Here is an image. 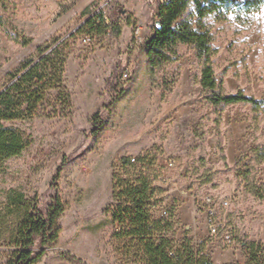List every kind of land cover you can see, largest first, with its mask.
I'll return each mask as SVG.
<instances>
[{
	"label": "rangeland",
	"instance_id": "1",
	"mask_svg": "<svg viewBox=\"0 0 264 264\" xmlns=\"http://www.w3.org/2000/svg\"><path fill=\"white\" fill-rule=\"evenodd\" d=\"M157 4L158 0H0V91L6 75L36 56L39 45L56 39H68L69 45L64 84L71 96L70 109L63 112L57 105V114L50 117L4 122L23 134L27 147L0 170V208L6 207L10 191L23 193L28 205L36 200L42 207L57 192L66 206L59 239L35 264H72L63 255L66 252L87 264H125L113 239L116 224L106 209L112 204L114 166L122 158L144 155L159 174L157 184L165 189L163 204L154 215L163 217L174 209L176 243L187 233L194 248L206 243L210 259L223 264H248L242 244L246 240L264 245V201L254 199L244 183L237 187L249 165L250 150L264 143V111L258 126L250 105L224 108L226 166L212 122L213 107L198 84L193 48L182 46L177 62L154 77L150 73L142 45ZM96 14L117 17L121 34L112 35L110 29L97 34L85 27ZM212 27L219 49L214 66L225 89L232 93L241 89L262 99L264 38L227 22ZM22 37L32 42L24 46L15 40ZM110 79L117 85L115 92L112 84L107 85ZM201 121L208 132L207 167L194 151ZM206 168L212 169L211 182L203 184ZM257 182L264 187V163ZM223 199L229 203L222 204ZM208 201L223 223L217 234L209 230ZM23 215L15 211L1 227L0 264H9L12 235ZM234 225V240L226 239Z\"/></svg>",
	"mask_w": 264,
	"mask_h": 264
},
{
	"label": "trees",
	"instance_id": "2",
	"mask_svg": "<svg viewBox=\"0 0 264 264\" xmlns=\"http://www.w3.org/2000/svg\"><path fill=\"white\" fill-rule=\"evenodd\" d=\"M227 3V0H212L205 7L196 0L195 13L189 11V0H158L157 8L151 22V32L145 38L142 48L146 51L148 68L152 76H156L170 64L180 59V48L191 46L199 65L198 84L204 99L213 107L215 119L212 121L219 136V152L221 161L227 166V155L224 147L222 130L223 110L234 105H250L254 119L260 124V113L264 111V97L258 99L239 89L229 92L224 82L217 77L214 57L219 49L215 46V35L212 25L204 23V17L211 11H216V22L233 21L227 18L226 11L217 8V3ZM238 4L232 11L246 10L258 6L260 0H231ZM117 17L112 15H94L89 18L85 27L97 34L110 29L112 35H120L121 29ZM196 20L190 25V20ZM235 23L243 24L237 15ZM195 27L197 31H193ZM73 36V35H72ZM27 46L31 38L15 39ZM68 39H56L51 43L39 45L36 56L27 57L20 66L6 75L4 90L0 92V170L11 158L20 155L27 147L23 134L12 127L4 125L7 121L30 120L40 116L57 114V105L63 112L71 107V96L64 84V70L68 58ZM1 67V66H0ZM112 79L107 82L111 85ZM113 91L117 85L112 84ZM98 117V115L96 116ZM94 125L96 123H93ZM99 130L95 127V133ZM259 129L255 128L257 132ZM197 144L194 151L199 154L202 167H207L208 132L201 121L196 131ZM247 169L241 173L237 187L245 184L249 194L256 200L264 201V187L257 182L259 167L264 163V143L252 148ZM133 158V157H132ZM132 158H122L114 166L112 175V204L106 212L111 213L112 222L116 224L113 239L118 242L119 250L125 264H213L205 251V244L196 249L188 234L176 243L172 231L174 225V209L167 210L163 217H156L154 210L163 204L165 189L157 184L159 174L152 168L148 155ZM242 158L236 161L239 165ZM62 162L54 175L53 186L58 181L64 166ZM206 178L203 184L211 182L212 169L206 168ZM66 210L65 203L56 192L51 203L46 207L33 200L28 205L23 193L10 191L7 195V205L0 208L1 227L6 217L15 211L23 213V219L12 235L14 250L9 264H35L60 237L59 221ZM223 229V223L220 231ZM219 231V232H220ZM231 240H234L236 227L230 230ZM232 234V235H231ZM243 247L249 256L248 264H264V245L255 241H244ZM66 260L72 264H87L82 259L63 253Z\"/></svg>",
	"mask_w": 264,
	"mask_h": 264
},
{
	"label": "clouds",
	"instance_id": "3",
	"mask_svg": "<svg viewBox=\"0 0 264 264\" xmlns=\"http://www.w3.org/2000/svg\"><path fill=\"white\" fill-rule=\"evenodd\" d=\"M200 3L205 7H209L212 3V0H200ZM240 3H243V0H240ZM217 8L226 11L227 18L230 21H233V27L239 28L242 31H250L256 35L264 38V0H260L258 6L246 8V10H241L239 12L232 11L231 9H235L238 7V4L232 3L231 0H227V3H217ZM196 9V0H189V11L195 13ZM239 15L244 21L243 24L235 23L236 16ZM190 25H195L196 20H190ZM204 23L207 25L214 26L216 24V11L213 10L209 12L204 17ZM193 31H197L195 27L192 28ZM247 39V37H245Z\"/></svg>",
	"mask_w": 264,
	"mask_h": 264
},
{
	"label": "built area",
	"instance_id": "4",
	"mask_svg": "<svg viewBox=\"0 0 264 264\" xmlns=\"http://www.w3.org/2000/svg\"><path fill=\"white\" fill-rule=\"evenodd\" d=\"M125 76H127V74ZM131 161L135 162L136 161L135 157H133L131 159ZM172 165L173 164H170V166H172ZM208 202H209V205H208V209H207V215H208V222H209V230L212 234H217L220 231V228L222 226V222L218 217V210L216 209V207H213L211 205L210 201H208ZM228 203L229 202L227 200H224V199L222 200V204L227 205ZM230 232H231L230 230H228L226 232V234H225L226 239L231 238Z\"/></svg>",
	"mask_w": 264,
	"mask_h": 264
},
{
	"label": "crops",
	"instance_id": "5",
	"mask_svg": "<svg viewBox=\"0 0 264 264\" xmlns=\"http://www.w3.org/2000/svg\"><path fill=\"white\" fill-rule=\"evenodd\" d=\"M188 226L190 227L191 225H188ZM208 249H209V247H207L206 253H208L209 255L212 254V253L209 252ZM212 261H214V264H223V263L216 262L214 258H212Z\"/></svg>",
	"mask_w": 264,
	"mask_h": 264
},
{
	"label": "water",
	"instance_id": "6",
	"mask_svg": "<svg viewBox=\"0 0 264 264\" xmlns=\"http://www.w3.org/2000/svg\"><path fill=\"white\" fill-rule=\"evenodd\" d=\"M4 89H5V88H4ZM4 89H3V90H4ZM1 91H2V90H1ZM1 91H0V92H1Z\"/></svg>",
	"mask_w": 264,
	"mask_h": 264
}]
</instances>
